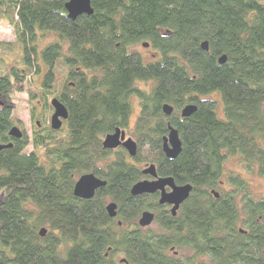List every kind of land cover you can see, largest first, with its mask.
Masks as SVG:
<instances>
[{
  "label": "trees",
  "instance_id": "16d2710c",
  "mask_svg": "<svg viewBox=\"0 0 264 264\" xmlns=\"http://www.w3.org/2000/svg\"><path fill=\"white\" fill-rule=\"evenodd\" d=\"M66 1L0 0L20 48L17 59L0 50V98L26 94L35 120L30 137L13 139L12 108H0V144H12L0 150V264H264V198L239 174L226 176L229 190L220 180L233 156L264 177V0H91L92 15L75 20ZM46 34L54 40L40 47ZM139 43L159 57L129 50ZM214 93L222 116L207 97ZM52 99L68 111L57 131ZM133 99L129 158L102 140L128 129ZM189 104L196 111L181 117ZM169 125L182 143L175 159L162 151ZM147 164L192 186L175 216L157 195H130ZM84 174L106 182L89 200L73 195ZM144 211L155 213L156 228L138 226Z\"/></svg>",
  "mask_w": 264,
  "mask_h": 264
},
{
  "label": "water",
  "instance_id": "95a60500",
  "mask_svg": "<svg viewBox=\"0 0 264 264\" xmlns=\"http://www.w3.org/2000/svg\"><path fill=\"white\" fill-rule=\"evenodd\" d=\"M64 9L67 13V18L75 20L81 15H92L93 9L91 7V0H67L64 4ZM142 47L147 48L148 43H141ZM201 49L205 52L208 51V43L205 41L200 45ZM226 62V56L219 58V64ZM53 113L50 117V127L52 130H59L62 127L64 121L68 118V111L66 107L57 99H52L50 102ZM197 107L193 104H189L183 107L180 111V115L183 118H188L196 111ZM174 108L165 104L162 107V112L166 117L171 116ZM8 135L13 139H20L23 132L17 127L12 126L8 131ZM12 144L2 145L0 144V150L11 147ZM102 148L104 150H115L122 148L126 151L129 158L136 157L137 144L132 138H126L125 131L119 128L115 129L113 133L107 134L102 140ZM182 143L179 138L177 130L170 125L168 126V134L162 139V151L166 158L175 159L181 152ZM142 175L148 176L151 179H144L135 183L130 189L131 196L141 195H154L159 193L158 205L171 206L170 213L175 216L179 207L189 197L192 186L190 184L177 185L171 177H158L156 173V167L154 164H147L141 171ZM106 185V182L97 178L94 174H84L80 176L73 187V195L76 198L89 200L93 198L97 189ZM166 189H169L168 191ZM215 197H218V193L212 191ZM109 217L115 218L117 215V206L115 203L110 202L105 207ZM155 219V214L151 211H144L139 219L138 225L142 228L149 227ZM120 225V222L118 223ZM47 233L46 228L40 230V237H43Z\"/></svg>",
  "mask_w": 264,
  "mask_h": 264
},
{
  "label": "rangeland",
  "instance_id": "374dc122",
  "mask_svg": "<svg viewBox=\"0 0 264 264\" xmlns=\"http://www.w3.org/2000/svg\"><path fill=\"white\" fill-rule=\"evenodd\" d=\"M53 40H54L53 35L46 34L45 37L43 38L42 43L40 44V47L44 46V44ZM3 47H6V49H8L7 51L10 53L9 57L15 59L18 58L20 54V48L18 44L15 42L10 26L7 24V21L2 15V12H0V50ZM129 50L138 51L145 61H152L159 57V55L155 53L150 47L147 48L142 47L141 43L130 46ZM150 86H151L150 82L138 83V87H140L143 90H148ZM207 97L219 101L218 114L219 116H222V103L220 101L219 95L217 93H214ZM0 103H5L6 105L12 108V120L14 124L21 131H24V133H26L28 137H30L32 130L34 128L35 120L32 119L31 116V112H30L31 106L28 103L27 95L21 94L5 102L2 98H0ZM38 112H40L39 109L35 111V113ZM137 115H138V101L136 99H133V109H132L129 127L127 130H125L126 138H132L133 140H135L133 134H134V125ZM31 151H32V147L28 146L26 149V153H29ZM145 166L146 165H140V168L143 169ZM223 169H224L223 176L220 178V180L223 182L222 184L223 190H229V187L226 186L225 181L228 173L232 172L234 174H239L249 184V190L253 194L255 199L264 198V177L259 176L256 173V171L251 172L248 169H246L245 164L243 163V161L239 156L229 157L225 161L223 165ZM215 191L220 192L219 189H215ZM237 199L239 200L238 197ZM107 203H109V201H107ZM150 228H156V224L153 223L152 225H150Z\"/></svg>",
  "mask_w": 264,
  "mask_h": 264
},
{
  "label": "flooded vegetation",
  "instance_id": "af4514ba",
  "mask_svg": "<svg viewBox=\"0 0 264 264\" xmlns=\"http://www.w3.org/2000/svg\"><path fill=\"white\" fill-rule=\"evenodd\" d=\"M2 105H3V103H0V108L2 107ZM15 125V124H14ZM23 132V131H22ZM144 176V175H143ZM144 179H151L150 177H148V176H145V178H143V180ZM167 191L169 190V189H166ZM218 193V192H217ZM154 195H157V198L159 199V193H155ZM110 203V202H109ZM182 205V204H181ZM163 208H164V210L165 211H167V212H169L170 213V209H171V206H168V205H164V206H162ZM181 207V206H180ZM179 207V208H180ZM179 210V209H178ZM178 212V211H177ZM154 213V212H153ZM155 214V213H154ZM177 214V213H176ZM170 215H171V213H170ZM172 216V215H171ZM153 224V223H152ZM151 224V225H152ZM138 226H140V225H138ZM140 228H142V227H140ZM143 229H150V226L149 227H147V228H143ZM105 256H107V255H105ZM115 260L117 261V262H119V261H121V263H124L125 262V259H124V257H123V255H121V254H119L118 256H116L115 257Z\"/></svg>",
  "mask_w": 264,
  "mask_h": 264
}]
</instances>
